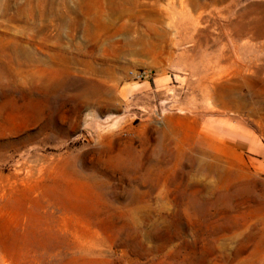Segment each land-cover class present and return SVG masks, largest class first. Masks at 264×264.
Instances as JSON below:
<instances>
[{
	"label": "rangeland",
	"instance_id": "374dc122",
	"mask_svg": "<svg viewBox=\"0 0 264 264\" xmlns=\"http://www.w3.org/2000/svg\"><path fill=\"white\" fill-rule=\"evenodd\" d=\"M0 264H264V0H0Z\"/></svg>",
	"mask_w": 264,
	"mask_h": 264
}]
</instances>
